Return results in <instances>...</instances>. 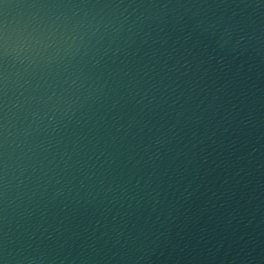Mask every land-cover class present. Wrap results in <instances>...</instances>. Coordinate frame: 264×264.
I'll return each mask as SVG.
<instances>
[{
	"label": "water",
	"instance_id": "obj_1",
	"mask_svg": "<svg viewBox=\"0 0 264 264\" xmlns=\"http://www.w3.org/2000/svg\"><path fill=\"white\" fill-rule=\"evenodd\" d=\"M0 264H264V0H0Z\"/></svg>",
	"mask_w": 264,
	"mask_h": 264
}]
</instances>
